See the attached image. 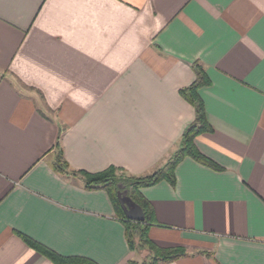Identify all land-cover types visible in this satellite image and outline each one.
Instances as JSON below:
<instances>
[{
	"label": "crops",
	"instance_id": "obj_1",
	"mask_svg": "<svg viewBox=\"0 0 264 264\" xmlns=\"http://www.w3.org/2000/svg\"><path fill=\"white\" fill-rule=\"evenodd\" d=\"M212 128L175 183L140 189L163 264H264V0H0V264H53L21 235L98 264L141 261L103 188L52 167L160 166L194 119Z\"/></svg>",
	"mask_w": 264,
	"mask_h": 264
},
{
	"label": "trees",
	"instance_id": "obj_2",
	"mask_svg": "<svg viewBox=\"0 0 264 264\" xmlns=\"http://www.w3.org/2000/svg\"><path fill=\"white\" fill-rule=\"evenodd\" d=\"M192 70L195 74V79L188 86L180 88L179 94L192 105L194 119L183 131L178 147L151 173L135 176L112 165L94 173L82 169H74L70 167L64 158L61 149L57 151L51 164L53 169L59 174L68 178L80 179L86 188L105 189L113 204L116 216L121 219L124 225L125 238L129 248L131 250L137 248L147 250L145 257L141 261L129 259L125 264H163L186 254L183 248H161L149 239L148 228L156 221L151 203L140 192L142 187L154 185L163 179L170 184H174L175 167L186 156L211 168L221 169L204 156L194 143V139L198 134L211 131L212 128L207 121L205 107L198 93L199 88L207 85L209 80L204 68L198 61L192 63ZM119 184H121V187H119ZM124 189L132 200L142 208L144 213L143 220L136 221L126 217L117 196L118 190ZM21 236L32 249L44 255L53 264H98L87 257L59 254L25 235Z\"/></svg>",
	"mask_w": 264,
	"mask_h": 264
},
{
	"label": "water",
	"instance_id": "obj_3",
	"mask_svg": "<svg viewBox=\"0 0 264 264\" xmlns=\"http://www.w3.org/2000/svg\"><path fill=\"white\" fill-rule=\"evenodd\" d=\"M119 187H121V184H119ZM117 196L127 218L136 221L144 219L142 208L134 200H132L125 189L122 191L118 190Z\"/></svg>",
	"mask_w": 264,
	"mask_h": 264
},
{
	"label": "rangeland",
	"instance_id": "obj_4",
	"mask_svg": "<svg viewBox=\"0 0 264 264\" xmlns=\"http://www.w3.org/2000/svg\"><path fill=\"white\" fill-rule=\"evenodd\" d=\"M122 191V190H121ZM123 209V208H122ZM124 211V210H123Z\"/></svg>",
	"mask_w": 264,
	"mask_h": 264
}]
</instances>
